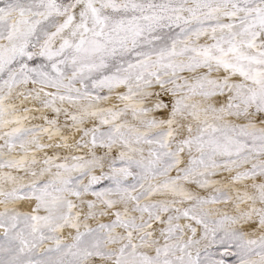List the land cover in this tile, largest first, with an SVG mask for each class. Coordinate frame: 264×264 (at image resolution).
<instances>
[{
	"label": "snow or ice",
	"instance_id": "obj_1",
	"mask_svg": "<svg viewBox=\"0 0 264 264\" xmlns=\"http://www.w3.org/2000/svg\"><path fill=\"white\" fill-rule=\"evenodd\" d=\"M0 264H264V0H0Z\"/></svg>",
	"mask_w": 264,
	"mask_h": 264
}]
</instances>
